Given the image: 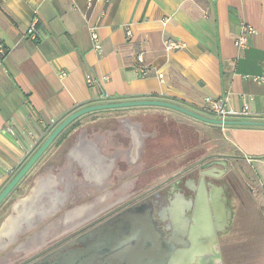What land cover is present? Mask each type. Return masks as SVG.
Masks as SVG:
<instances>
[{"label":"crops","instance_id":"crops-1","mask_svg":"<svg viewBox=\"0 0 264 264\" xmlns=\"http://www.w3.org/2000/svg\"><path fill=\"white\" fill-rule=\"evenodd\" d=\"M34 18L37 41L27 36ZM244 22L257 33L241 50L234 40ZM93 29L101 50L95 49ZM169 39L183 47L167 50ZM0 44L6 48L0 55V191L59 123L91 104L156 99L212 116L206 99L221 98L235 112L249 107V115L230 119L264 121V0H1ZM162 108L93 112L62 132L13 191L21 197L41 185L45 200L56 206L36 235L46 239L49 218L110 175L123 168L136 173L145 166L151 133L146 119L188 123L210 140L218 139L217 131L221 152L231 156L229 173L243 186L242 192L240 185L222 186L225 230L239 228L240 214L254 215L260 206L254 229L264 231V126H201ZM247 190H256L260 198ZM84 209L73 214L85 215Z\"/></svg>","mask_w":264,"mask_h":264},{"label":"flooded vegetation","instance_id":"flooded-vegetation-1","mask_svg":"<svg viewBox=\"0 0 264 264\" xmlns=\"http://www.w3.org/2000/svg\"><path fill=\"white\" fill-rule=\"evenodd\" d=\"M144 125L151 133L146 164L139 172L123 168L107 182L94 184L96 188L87 190L83 198L49 218L47 238L39 245L21 247L25 240L21 238L1 253L0 260L13 261L6 264H203L204 259L205 264H213V259L215 264H245L247 244L225 230L222 199L225 182L240 185V192L243 186L223 165L231 158L219 148V133L215 131L217 140H210L195 126L173 119H146ZM214 160L220 161L217 169L203 167ZM248 190L251 195L258 193ZM86 206L87 214H73L83 207L87 210ZM132 209L150 212L142 215L137 225L142 229L136 235L128 221L120 222Z\"/></svg>","mask_w":264,"mask_h":264},{"label":"water","instance_id":"water-1","mask_svg":"<svg viewBox=\"0 0 264 264\" xmlns=\"http://www.w3.org/2000/svg\"><path fill=\"white\" fill-rule=\"evenodd\" d=\"M132 107L168 108L213 126H264V121L230 118L220 119L204 115L173 102L156 99H133L111 102L107 101L91 104L74 111L51 131L47 138L39 145V147L34 151L29 159L21 166L17 173L0 191V207L11 196L13 191L19 186L22 180L26 178L31 170H33V168L41 160L50 146L72 123L89 113ZM219 162V160H214L211 161L208 165H204L203 167L210 166L213 167V169H217L216 165L220 164ZM223 165L226 166V168L229 170L227 160L224 161ZM40 186L41 185L36 187L35 185H33L25 195L15 199V201L11 205L10 213L3 219L0 224V253L4 252L8 247L12 246L21 238H25L24 244H21L22 246L25 245L24 248L39 245L43 240V236L36 234H34L33 236H29V234L46 221L48 215L55 210L56 206H53L45 200V192L41 190ZM144 213L148 214L150 212L143 209L129 210L120 217V222L128 221L131 224V227H129V229L134 232L132 234L136 235V232L142 229L137 225L142 223V215Z\"/></svg>","mask_w":264,"mask_h":264},{"label":"built area","instance_id":"built-area-1","mask_svg":"<svg viewBox=\"0 0 264 264\" xmlns=\"http://www.w3.org/2000/svg\"><path fill=\"white\" fill-rule=\"evenodd\" d=\"M89 4L91 5V2ZM37 24H38V18H34L27 28V36L33 41H37L38 39ZM128 33L129 35L131 34L130 31ZM256 33H257V29L253 25L249 23H245V22L242 23L241 33L234 40L235 46L238 49H241V50L244 49L247 46L249 37ZM92 38L95 42V49L101 50L102 45L99 39V35L97 34L96 31H94V29L92 32ZM182 47H183V43L178 40L169 39L165 41V48L167 50H177ZM5 52H6V48L4 47V45L0 44V55H4ZM138 62L141 65L140 67L141 71L144 72L145 68L143 65V62H144L143 54L138 55ZM159 76L162 77L163 75L159 74ZM257 81H260V79H257ZM87 82L89 84H92L94 82V79L91 75L87 76ZM206 109L213 117L220 118V119H228L232 116H247L250 114L248 105H245L240 112H235V111L227 109L226 99H221V98L219 99L207 98L206 99Z\"/></svg>","mask_w":264,"mask_h":264},{"label":"rangeland","instance_id":"rangeland-1","mask_svg":"<svg viewBox=\"0 0 264 264\" xmlns=\"http://www.w3.org/2000/svg\"><path fill=\"white\" fill-rule=\"evenodd\" d=\"M163 109V108H162ZM161 109V110H162ZM187 117V116H185ZM189 118V117H187ZM195 122L201 123V125H208L207 123L200 122L198 120H195L193 118H189ZM211 126V125H210ZM216 136V132L214 133ZM18 197V193H13L5 202L4 204L0 207V216L6 211L7 206H9L10 202ZM256 197L260 198V193L256 195ZM255 214H247V216H244L242 213L240 214V219L243 221L241 222L240 227L238 228H233L231 231L230 237L232 239H244L245 245V264H262L264 260V254L260 252L263 244H264V231H257L254 229V220L261 219L260 215L262 214V208L260 206L258 209L254 210ZM249 213V211H248ZM250 216V217H249ZM252 222H251V221ZM259 225V224H258ZM262 228V227H260ZM250 256V257H249ZM249 257V258H248ZM248 258V259H247Z\"/></svg>","mask_w":264,"mask_h":264},{"label":"bare ground","instance_id":"bare-ground-1","mask_svg":"<svg viewBox=\"0 0 264 264\" xmlns=\"http://www.w3.org/2000/svg\"><path fill=\"white\" fill-rule=\"evenodd\" d=\"M201 262H202L203 264H205V263H206V260L204 261V259H202Z\"/></svg>","mask_w":264,"mask_h":264},{"label":"trees","instance_id":"trees-1","mask_svg":"<svg viewBox=\"0 0 264 264\" xmlns=\"http://www.w3.org/2000/svg\"><path fill=\"white\" fill-rule=\"evenodd\" d=\"M0 5H1V0H0Z\"/></svg>","mask_w":264,"mask_h":264}]
</instances>
